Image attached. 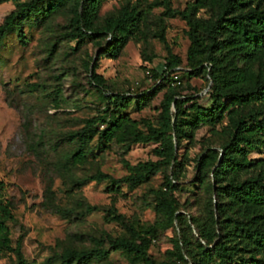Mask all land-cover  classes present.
Segmentation results:
<instances>
[{
    "label": "rangeland",
    "instance_id": "374dc122",
    "mask_svg": "<svg viewBox=\"0 0 264 264\" xmlns=\"http://www.w3.org/2000/svg\"><path fill=\"white\" fill-rule=\"evenodd\" d=\"M194 2L102 0L94 18L97 30L128 3L145 14L138 35L115 59L100 54L109 36L99 41L67 36L72 17L68 7L47 19L25 20L23 38L16 27L1 38L0 180L6 184L4 197L14 207L15 219L8 222L10 236L14 246L21 241L27 264H60L65 250L96 248L109 255L89 264H145L134 253L113 249L116 238L150 239L148 255L154 264H219L210 249L221 239L239 243L240 230L233 219L248 221L253 215L246 214L238 201L217 194L214 164L199 166L209 149L221 152L231 139L228 119L214 127L193 126L188 112L179 117L181 130L176 133L168 125L169 118L175 120V108L166 116L162 105L168 94L191 96L203 106L210 103L208 63L198 72L191 66L189 26L176 11L188 9L195 19L207 20L216 18L217 9L210 4L193 7ZM15 8V2L0 0V24ZM218 55L224 68L258 71L264 67V56L250 59L228 51ZM168 60L175 63L169 72L165 70ZM93 71L101 76L106 94L118 93L131 100L119 106L105 99L92 81ZM104 113L112 121L123 116L136 121L138 131L150 139L106 143L94 137L86 146L87 161L71 166L69 157L77 149L75 133L87 119ZM263 117L264 105L259 119ZM163 136L175 145L173 157H161L155 151ZM248 159L252 163L264 160V137L249 149ZM147 161H160L161 166L138 185L113 186L108 179H94L99 172L121 178ZM258 172L246 169L239 180ZM218 202L223 213L217 209ZM59 208L68 213H58ZM170 209L179 220L170 221ZM116 215L124 222L114 220ZM251 258L250 253L240 252L229 264L243 260L264 264L262 254ZM15 261L13 252L0 257V264Z\"/></svg>",
    "mask_w": 264,
    "mask_h": 264
},
{
    "label": "trees",
    "instance_id": "16d2710c",
    "mask_svg": "<svg viewBox=\"0 0 264 264\" xmlns=\"http://www.w3.org/2000/svg\"><path fill=\"white\" fill-rule=\"evenodd\" d=\"M8 1V0H4ZM16 8L5 16L0 24V40L12 28L16 27L23 38L22 23L32 16L49 18L62 9L70 8L72 17L70 30L67 36L71 39L89 37L98 40L108 37L105 45L100 48V54L111 59L119 56L126 44L140 31L141 22L145 20L143 11L138 10L134 4H126L117 16L106 19L104 27L97 30L94 27V18L102 0H11ZM205 4L215 6L216 18L197 20L186 9L176 11L188 24L187 35L191 41L188 49V60L191 66L199 71L204 62L208 63L206 74L211 81L210 103L208 106L198 104L193 97L179 98L178 95L168 94L162 105L164 115L168 116L170 108H175V120L168 119L169 128L176 133L181 130L178 124L179 117L191 113L193 126L216 124L228 119L232 129V137L223 145L221 152L209 149L200 159L199 166L214 164L212 172L214 180L219 184L217 194H225L238 201L246 214H252L250 220L233 219L240 230L238 244L231 245L226 239L220 240L211 249L219 264H229V261L240 252H247L255 260L257 254L264 255V160L252 163L248 159L249 149L255 146L259 139L264 137V117L259 119L264 105V67L258 71L246 68H224L218 53L232 52L245 58L264 56V0H195L193 7H202ZM97 30V31H96ZM99 41V40H98ZM54 48L49 54H52ZM171 58H176L173 54ZM175 63L168 60L165 70L169 72ZM195 72V73H196ZM92 81L96 83L101 95L112 103L124 106L131 100L130 96L118 93L106 94L102 87V78L92 72ZM153 93H149L148 96ZM197 98V97H196ZM260 108L251 109L246 113L242 111L250 106ZM251 119L254 123L249 125ZM77 142L76 151L70 155L69 163L77 166L87 161L86 146L94 137L109 143L112 140L123 142L125 139L135 142H146L149 135L142 134L137 129L136 121L123 116L115 121L108 113L98 114L86 120L85 125L75 133ZM161 157H173L175 145L163 136L160 146L155 149ZM161 166L160 161H147L132 167L130 174L121 178H113L106 173L99 172L94 179L98 181L109 180L113 186L128 183L130 186L138 185ZM259 170L257 174L243 181L239 180L241 173L246 170ZM6 184L0 180V257L13 252L16 261L14 264H27L22 253V244L18 240L13 245L8 222L15 219L13 203L4 197ZM169 209L168 205H166ZM92 210L91 207H87ZM217 209L223 213V206L218 202ZM58 213L67 214L64 209H57ZM114 220L124 222L121 215L112 217ZM170 221L179 220L175 211H169ZM207 235L203 234V238ZM99 246L103 243L96 241ZM150 239L140 238L133 241L126 238H116L112 241L113 249L127 253H134L141 257L145 264H154L148 255ZM243 244V246H240ZM109 251L102 248L94 250H65L60 255V264H89L93 260L106 259ZM240 264H249L242 261ZM250 264H258L252 261Z\"/></svg>",
    "mask_w": 264,
    "mask_h": 264
}]
</instances>
